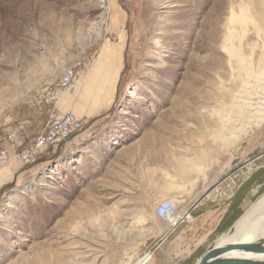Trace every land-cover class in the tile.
Listing matches in <instances>:
<instances>
[{
	"label": "rangeland",
	"instance_id": "obj_1",
	"mask_svg": "<svg viewBox=\"0 0 264 264\" xmlns=\"http://www.w3.org/2000/svg\"><path fill=\"white\" fill-rule=\"evenodd\" d=\"M262 1L0 0V124L26 144L44 125L37 91L91 63L70 94L82 131L0 168V264H193L241 183L248 206L264 194V122L230 145L213 136L241 88L231 9ZM246 25L234 45L258 72L264 20ZM249 79L264 96V75Z\"/></svg>",
	"mask_w": 264,
	"mask_h": 264
},
{
	"label": "bare ground",
	"instance_id": "obj_2",
	"mask_svg": "<svg viewBox=\"0 0 264 264\" xmlns=\"http://www.w3.org/2000/svg\"><path fill=\"white\" fill-rule=\"evenodd\" d=\"M260 5L263 6L261 8H264V0ZM262 10L258 11L249 5L240 4L239 12H237L235 8L231 9V14L227 21L228 34L226 35V44L224 47L229 53V62L232 69L238 73L241 77L238 78L242 80L241 88L231 96V104L226 112L220 115V120L217 122V130H214V140L224 145L232 144L241 137V135L247 134L249 131L253 130L255 126H259L264 122V96L251 94L255 90L256 85H254L255 83H250L251 79H249L252 76L260 79V77L264 75V70L255 72L250 66V63L245 62L246 59L241 53V49L234 45L236 39L242 41V37H245L247 34V21H255L256 24L260 19L264 20V11ZM179 165L180 171L185 172V164L179 163ZM164 213L166 215L170 214V222L176 220V217L171 216V210L168 209ZM141 221H143V219L142 216L139 215L137 223ZM261 238H264V194L260 196L237 221L234 232L221 236L218 241H251ZM232 255L258 257L259 259L264 258L262 255L254 256L239 251L232 252ZM137 264H143V260H139Z\"/></svg>",
	"mask_w": 264,
	"mask_h": 264
},
{
	"label": "built area",
	"instance_id": "obj_3",
	"mask_svg": "<svg viewBox=\"0 0 264 264\" xmlns=\"http://www.w3.org/2000/svg\"><path fill=\"white\" fill-rule=\"evenodd\" d=\"M91 63L82 59L66 67L61 76L47 82L37 91L36 108L44 114V125L34 140L25 144L20 138L24 126L19 123L0 124V168L11 163L29 165L47 152L57 150L83 129L85 119L71 108L61 111L59 102L66 94L73 93L81 78L89 71ZM152 253L142 257L146 264Z\"/></svg>",
	"mask_w": 264,
	"mask_h": 264
},
{
	"label": "water",
	"instance_id": "obj_4",
	"mask_svg": "<svg viewBox=\"0 0 264 264\" xmlns=\"http://www.w3.org/2000/svg\"><path fill=\"white\" fill-rule=\"evenodd\" d=\"M243 214L219 238L228 233L232 234L237 221ZM219 238L203 252L196 264H264V258L232 255V252L239 251L254 256H264V238L251 241L227 240L224 242H219Z\"/></svg>",
	"mask_w": 264,
	"mask_h": 264
},
{
	"label": "crops",
	"instance_id": "obj_5",
	"mask_svg": "<svg viewBox=\"0 0 264 264\" xmlns=\"http://www.w3.org/2000/svg\"><path fill=\"white\" fill-rule=\"evenodd\" d=\"M88 78V77H87ZM86 76L85 77H83V78H81V80H80V82H79V84H78V88L80 87H84V88H86ZM76 91H77V89H76ZM59 108H60V110L61 111H65L66 109H68V108H71V109H73L74 111H76L78 114H80L81 116H83L84 117V114H86V110L83 112L82 111V109H80V107H79V105H78V102H76V98L74 97V96H72V95H70V94H66V95H64L62 98H61V100H60V102H59ZM83 112V113H82ZM22 140V139H21ZM22 142H24V141H22ZM25 143V142H24ZM26 144V143H25ZM29 144V143H28ZM243 186V183H241L240 184V186L237 188V190L235 191V192H233L231 195H230V197L227 199V201L225 202V206L223 207V213H222V215H221V217H220V219H219V221H218V223L216 224V226H215V228L209 233V236H208V239H210L211 237H212V235H215L216 233H218L217 232V228H218V226H219V224H220V222L222 221V219H223V217H224V215L226 214V212H227V210H228V208L230 207V205L235 201V204L237 203L236 201H238V200H241L242 199V201H241V206L243 207L244 205H245V198L247 197L246 195H245V191H244V186ZM240 206V207H241ZM235 222V221H234ZM233 222V223H234ZM232 223V224H233ZM231 224V225H232ZM230 225V226H231ZM229 226V227H230ZM228 227V228H229ZM227 228V229H228ZM226 229V230H227ZM226 230H224V231H226ZM223 231V232H224ZM222 232V233H223ZM211 245V244H210ZM209 245V246H210ZM208 246V247H209ZM207 247V248H208ZM196 264V263H195Z\"/></svg>",
	"mask_w": 264,
	"mask_h": 264
},
{
	"label": "trees",
	"instance_id": "obj_6",
	"mask_svg": "<svg viewBox=\"0 0 264 264\" xmlns=\"http://www.w3.org/2000/svg\"><path fill=\"white\" fill-rule=\"evenodd\" d=\"M245 188V185H243ZM242 186V187H243ZM241 200L236 201L237 203L235 204V201L230 205V207L228 208L226 214L224 215L222 221L220 222L218 228H217V232L215 235H212V239L214 240L218 235H220L224 230H226L236 219H238L244 211H246L249 206L248 204H245L243 207L240 205L241 204ZM241 206V207H240ZM207 249V248H206ZM203 253V252H202ZM201 253V254H202ZM201 254L198 256L200 257ZM198 258H196L197 260ZM196 260L193 261V264L196 263Z\"/></svg>",
	"mask_w": 264,
	"mask_h": 264
}]
</instances>
